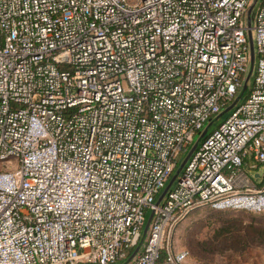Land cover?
<instances>
[{
    "label": "built area",
    "instance_id": "built-area-1",
    "mask_svg": "<svg viewBox=\"0 0 264 264\" xmlns=\"http://www.w3.org/2000/svg\"><path fill=\"white\" fill-rule=\"evenodd\" d=\"M253 1L0 0V264H204L170 247L192 211L264 213V0L252 87L155 201L244 85Z\"/></svg>",
    "mask_w": 264,
    "mask_h": 264
},
{
    "label": "rangeland",
    "instance_id": "rangeland-1",
    "mask_svg": "<svg viewBox=\"0 0 264 264\" xmlns=\"http://www.w3.org/2000/svg\"><path fill=\"white\" fill-rule=\"evenodd\" d=\"M253 83L254 75L248 92ZM231 110L211 124L207 135L224 121ZM190 148L181 155L180 163ZM152 213L151 209L146 211L147 220ZM169 238L173 250L189 251L188 263L264 264V213L201 207L184 218Z\"/></svg>",
    "mask_w": 264,
    "mask_h": 264
},
{
    "label": "water",
    "instance_id": "water-1",
    "mask_svg": "<svg viewBox=\"0 0 264 264\" xmlns=\"http://www.w3.org/2000/svg\"><path fill=\"white\" fill-rule=\"evenodd\" d=\"M257 0H254L251 5L249 6L248 9V37H249V43H250V50H251V61H250V68L249 71L247 73L244 85L239 93V95L237 96V98L233 101V103H231L227 108H225L219 115H217L216 117H214L213 119H211L206 126L204 127V129L197 135L191 149L188 151L186 157L183 159V161L179 164V166L177 167L176 171L174 172V174L171 176L170 180L168 181V183L166 184V186L164 187V189L162 190L161 194L158 197L157 200V204H159L161 202V200L164 198V196L166 195V193L171 189L172 185L174 184V182L180 178V174L182 172L183 167L185 166L187 160L189 159V157L191 156V154L194 152V150L197 148V146L199 145L200 141L207 135L208 129L211 126V124L218 118H220L221 116H223L224 114H226L228 111H230L236 103H238L239 101L243 100L245 98V96L247 95L248 92V88H249V84H250V80L253 76V72H254V66H255V45H254V40H253V33H252V20H253V10L255 7ZM153 213L150 215L149 219L146 221V225L145 228L143 230V234L142 237L137 245V247L135 248L134 252L132 253L131 257L127 260V262L139 251L146 232L148 230L149 224L151 222ZM84 264H94V263H84Z\"/></svg>",
    "mask_w": 264,
    "mask_h": 264
},
{
    "label": "trees",
    "instance_id": "trees-1",
    "mask_svg": "<svg viewBox=\"0 0 264 264\" xmlns=\"http://www.w3.org/2000/svg\"><path fill=\"white\" fill-rule=\"evenodd\" d=\"M177 167H178V166H177ZM175 171H176V170H175ZM173 174H174V173H173ZM173 174H172V175H173ZM170 178H171V177H170ZM169 180H170V179H169ZM240 211H245V210H240ZM249 212H250V211H249ZM204 264H205V263H204Z\"/></svg>",
    "mask_w": 264,
    "mask_h": 264
}]
</instances>
